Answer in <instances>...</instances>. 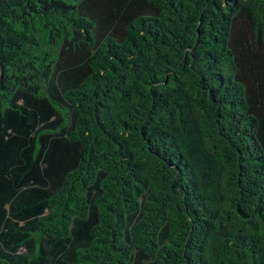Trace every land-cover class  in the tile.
<instances>
[{"label": "trees", "instance_id": "trees-1", "mask_svg": "<svg viewBox=\"0 0 264 264\" xmlns=\"http://www.w3.org/2000/svg\"><path fill=\"white\" fill-rule=\"evenodd\" d=\"M0 264H264V0H0Z\"/></svg>", "mask_w": 264, "mask_h": 264}]
</instances>
